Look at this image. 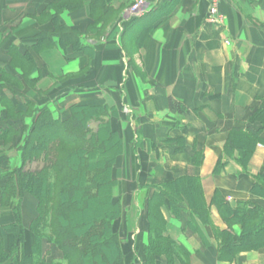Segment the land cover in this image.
<instances>
[{"label":"crops","instance_id":"obj_1","mask_svg":"<svg viewBox=\"0 0 264 264\" xmlns=\"http://www.w3.org/2000/svg\"><path fill=\"white\" fill-rule=\"evenodd\" d=\"M133 1L114 0L112 16L96 25L88 3L61 13V23L79 35L80 46L74 50L56 44L33 54L37 71L28 77L35 80L31 85L23 84L21 73L9 66L10 50L32 51L35 38L47 29L38 20L52 0H0V75L4 71L19 82L0 93V177L20 164L13 134L3 135L9 110L16 114L47 107L55 118L66 120L77 105L114 109L111 124L123 140L114 167L113 196L122 205L116 230L124 254L139 256L147 244L146 199L158 185L191 177L198 181L207 206L218 191L232 205L241 202L264 209V199L250 193L254 176L264 174V129L252 119L264 111V0L223 1V20L216 25L206 21L207 0H160L135 22L122 23ZM170 101L177 103L175 108ZM31 123L27 117L23 125L28 129ZM235 128L260 134L261 144L247 173L223 154ZM134 141L141 145L133 150ZM220 158L226 164L216 174ZM2 183L0 179V188ZM165 204L160 210L163 236L187 253L186 264H264V248L241 252L231 262L217 259L215 235L227 225L215 207L209 208L206 223L196 221L195 232L188 227V211L175 215L167 200ZM35 217L34 200L25 195L21 223L27 256L34 243L29 226ZM14 223L11 210L0 206L5 251L12 246L5 228ZM233 231L239 235L240 226ZM43 255L48 261L61 258L54 247L45 245ZM166 263L165 257L157 259V264ZM173 264L184 263L175 259Z\"/></svg>","mask_w":264,"mask_h":264},{"label":"trees","instance_id":"obj_2","mask_svg":"<svg viewBox=\"0 0 264 264\" xmlns=\"http://www.w3.org/2000/svg\"><path fill=\"white\" fill-rule=\"evenodd\" d=\"M113 1L52 0L38 20V24L47 25V29L35 38L32 51L10 50L9 66L21 73L23 84L32 85L35 80L28 77L37 71L33 54H40L56 44L62 49L75 50L80 46L79 35L61 23L60 14L77 11L88 3L90 19L96 25L112 16ZM15 78L1 72L0 81L4 85L0 84V93L3 87L18 85ZM176 104L170 101L172 108ZM115 114L114 109L106 106L79 105L70 108L66 120L55 118L47 107H29L16 114L12 110L7 112V129L3 135L13 134L20 164L0 177L3 181L0 206L10 209L15 218V223L5 228L12 236L9 251L4 250L0 238V264L8 261L12 264H157L161 257L166 258V264H173L175 259L186 264L187 253L163 236L165 222L160 210L166 205L165 200L175 215L188 211V227L195 232H199L196 221L206 223L209 208H216L227 225L226 230L215 235L219 261L231 262L241 252L264 248L263 208L241 202L232 205L218 191L207 206L198 181L182 177L156 186L152 196L146 199L147 244L139 256L137 252L125 255L116 230L122 216L121 200L113 196L114 167L123 152V140L111 124ZM27 117L32 120L28 129L23 125ZM252 119L259 120L264 129V111L257 112ZM259 144V132L248 129L244 133L235 128L225 142L223 154L247 173ZM140 145V141H134L133 150ZM34 163H41V167L30 169ZM225 164L220 158L214 172L220 173ZM250 193L264 199V174L254 176ZM25 195L34 200L36 210V217L29 226L34 243L28 256L23 254L25 238L21 223V202ZM235 225L240 226L239 235L233 231ZM44 245L54 247L61 258L46 260Z\"/></svg>","mask_w":264,"mask_h":264},{"label":"built area","instance_id":"obj_3","mask_svg":"<svg viewBox=\"0 0 264 264\" xmlns=\"http://www.w3.org/2000/svg\"><path fill=\"white\" fill-rule=\"evenodd\" d=\"M225 0H207L208 11L206 21L209 24L216 25L222 22V17L219 14V6ZM160 0H134L122 15V23L130 22L133 19L140 18L151 12L159 5Z\"/></svg>","mask_w":264,"mask_h":264},{"label":"rangeland","instance_id":"obj_4","mask_svg":"<svg viewBox=\"0 0 264 264\" xmlns=\"http://www.w3.org/2000/svg\"><path fill=\"white\" fill-rule=\"evenodd\" d=\"M41 167V163H34L30 166V169H39Z\"/></svg>","mask_w":264,"mask_h":264}]
</instances>
